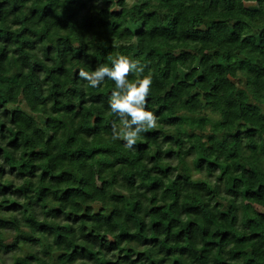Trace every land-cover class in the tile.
I'll return each mask as SVG.
<instances>
[{
  "label": "trees",
  "instance_id": "trees-1",
  "mask_svg": "<svg viewBox=\"0 0 264 264\" xmlns=\"http://www.w3.org/2000/svg\"><path fill=\"white\" fill-rule=\"evenodd\" d=\"M109 55L152 75L133 149ZM0 264H264V0H0Z\"/></svg>",
  "mask_w": 264,
  "mask_h": 264
},
{
  "label": "clouds",
  "instance_id": "clouds-1",
  "mask_svg": "<svg viewBox=\"0 0 264 264\" xmlns=\"http://www.w3.org/2000/svg\"><path fill=\"white\" fill-rule=\"evenodd\" d=\"M112 66L107 64L97 65L95 70H79V77L87 81L86 87L99 88L106 80L115 82V89L109 100V115L119 117L122 127L113 126L112 139L125 141L128 149H133L141 134L157 126V117L147 110L146 98L150 95L153 83L152 75L143 76L142 79L132 82L128 79L133 73L143 74L145 65L139 60L127 56L111 55Z\"/></svg>",
  "mask_w": 264,
  "mask_h": 264
},
{
  "label": "rangeland",
  "instance_id": "rangeland-1",
  "mask_svg": "<svg viewBox=\"0 0 264 264\" xmlns=\"http://www.w3.org/2000/svg\"><path fill=\"white\" fill-rule=\"evenodd\" d=\"M125 171H126V174L128 176L139 175V177H141L140 179L142 181L146 180V176H145L144 172L138 168L129 167V168H126Z\"/></svg>",
  "mask_w": 264,
  "mask_h": 264
}]
</instances>
